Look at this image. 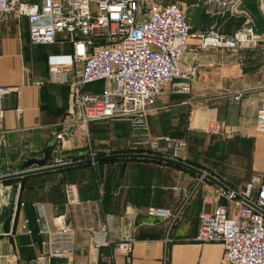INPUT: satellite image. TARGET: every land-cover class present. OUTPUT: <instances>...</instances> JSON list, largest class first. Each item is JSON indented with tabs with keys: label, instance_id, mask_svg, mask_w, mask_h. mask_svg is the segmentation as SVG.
<instances>
[{
	"label": "crops",
	"instance_id": "1",
	"mask_svg": "<svg viewBox=\"0 0 264 264\" xmlns=\"http://www.w3.org/2000/svg\"><path fill=\"white\" fill-rule=\"evenodd\" d=\"M225 2L226 5L220 0L206 4L192 26L233 34L238 30L227 28L225 21H220L221 15L244 14L245 24L256 29L258 47L204 49L198 40L191 39L183 59L184 66L198 67L191 93L171 94L166 90L151 108L149 122L153 135L188 140V164L229 188L240 190L254 175L264 172V136L256 129V112L264 100V0H256L261 21L250 13L245 0L235 8L234 0ZM68 50L70 46L32 45L26 17L12 13L0 23L1 82L13 88L3 99L0 175L18 171L29 157H42L53 142L51 161L68 155L70 162L85 160L90 151L149 153L143 149L135 152L131 147L132 130L127 122L74 123L73 101L67 86L33 84L46 78L50 52ZM96 85L101 83L90 85L87 90L100 92L102 89L98 91ZM238 94L241 99L235 100ZM60 133L63 139H58ZM246 147L251 152L249 169ZM165 163L121 161L110 165V169L97 162L89 164V168L73 167L18 179L22 187L14 231L0 236V241L7 237L6 240L18 242L21 249L15 253H30L33 259L45 253L48 236L39 220L41 204L54 229L56 217L71 226L86 219L98 226L108 215L113 216L110 245L96 247L89 230L77 227L74 254L56 258L52 264H225L222 242L196 239L201 215L220 204L230 205L224 189L195 170ZM68 184L77 186L81 201L89 202L91 211L77 214L69 207ZM9 185L4 182L0 189ZM150 206L181 210V214L172 222L149 215ZM127 239L133 242L130 253L118 249V243ZM3 248L0 243V258L5 255ZM9 248L10 245L8 251Z\"/></svg>",
	"mask_w": 264,
	"mask_h": 264
},
{
	"label": "built area",
	"instance_id": "2",
	"mask_svg": "<svg viewBox=\"0 0 264 264\" xmlns=\"http://www.w3.org/2000/svg\"><path fill=\"white\" fill-rule=\"evenodd\" d=\"M241 1L234 0L232 8ZM12 13L28 19L32 45L70 46L68 51L47 55L48 74L33 84L67 86L74 123L127 122L132 130L131 147L186 163L188 140L153 135L149 115L166 90L171 94L191 93L198 67L183 64L190 40H198L204 49L250 50L259 45L252 24H245L234 34L197 29L178 4L165 0H0V23ZM95 83H103L100 92L87 90ZM12 91L2 84L0 76V125L3 99ZM240 99L241 94L235 96V100ZM256 129L264 136V100L256 112ZM57 137L64 138L61 133ZM97 155L96 151L89 153L92 159ZM67 162L55 157L51 164ZM223 194L230 205L220 204L202 214L196 239L222 242L225 264H264V172L254 175L243 189L229 188ZM66 202L77 214L92 209L89 202L81 201L75 184L67 185ZM38 211L48 238L44 242L47 251L35 259V264H52L56 258L72 256L77 227L89 230L96 247L111 244L112 215L98 226L89 224L88 219L71 226L56 217L54 229L43 205H38ZM148 214L175 222L181 210L150 206ZM132 244L131 239L120 241L118 249L130 253Z\"/></svg>",
	"mask_w": 264,
	"mask_h": 264
},
{
	"label": "water",
	"instance_id": "3",
	"mask_svg": "<svg viewBox=\"0 0 264 264\" xmlns=\"http://www.w3.org/2000/svg\"><path fill=\"white\" fill-rule=\"evenodd\" d=\"M103 43L104 41H100ZM55 147V143H49L44 150V154L42 157H29L22 162V165L18 169V171L0 175V184L1 186L6 181L11 180H18L26 176L40 174L49 171H57L63 170L70 167L86 165L101 162L104 160H111V159H120V158H139V159H152V160H159L167 163H171L174 165H178L181 167H185L188 169H192L200 173L201 175L209 178L210 180L214 181L218 185H220L225 191L229 190V187L222 183L221 181L217 180L216 178L212 177L208 173L200 170L192 165L180 161L175 160L167 157H163L160 155L150 154V153H123V154H114L104 157H96L94 159H85V160H78V161H71L59 165H52V152ZM21 182L16 181L10 184L8 187L0 189V236L3 235H11L14 231L17 211L20 201V192H21ZM239 199H242L240 195H238ZM248 204L255 207L257 210H261L252 203L246 201ZM262 211V210H261Z\"/></svg>",
	"mask_w": 264,
	"mask_h": 264
},
{
	"label": "rangeland",
	"instance_id": "4",
	"mask_svg": "<svg viewBox=\"0 0 264 264\" xmlns=\"http://www.w3.org/2000/svg\"><path fill=\"white\" fill-rule=\"evenodd\" d=\"M174 3L178 4L186 13L187 18L189 19V21L191 22V24L193 25L195 23V20L197 19L201 9L208 3H212L214 0H172ZM220 2L223 4L224 0H220ZM218 4V3H217ZM224 5V4H223ZM222 7V6H221ZM98 88V91H100L102 89V85H96L95 89ZM124 127V126H122ZM126 128V127H124ZM136 150V149H135ZM130 152H134L130 151ZM135 152H139V150L137 149ZM115 153L109 151V152H102L101 154L98 153V155L96 157H104V156H109V155H114ZM95 157V158H96ZM63 160L70 162V158L71 156H66V157H62ZM87 159H91L90 157ZM123 162L126 163L127 161L130 162V160H122V159H115V160H104L101 161L100 163L102 165H108V168H110V165L119 163V162ZM119 165V164H118ZM237 168V167H236ZM111 169V168H110ZM241 180L242 178H234V180ZM229 181H232L233 178H228ZM1 239H4L0 241V243L4 245V248L2 249V254H5L2 256V258H0V264H33L35 262V259H33L34 257H30L29 255H27V253H22L19 252L15 253L16 249H21V246L19 245V243H15V242H11L9 240H6L7 237H3ZM17 244V246H16ZM8 245H10V250L8 251L7 247ZM20 251V250H19ZM15 254L17 257L14 258L12 257V255ZM57 264H66V261H58Z\"/></svg>",
	"mask_w": 264,
	"mask_h": 264
},
{
	"label": "trees",
	"instance_id": "5",
	"mask_svg": "<svg viewBox=\"0 0 264 264\" xmlns=\"http://www.w3.org/2000/svg\"><path fill=\"white\" fill-rule=\"evenodd\" d=\"M165 2H167V3H174L172 0H165ZM245 2H246V7L250 11V13L252 15L256 16L258 21H261V19H260V13H259V9H258L256 0H245ZM220 21L221 22L225 21L224 23L227 26V28H233L235 30H239V29L242 28V26L247 21V16L244 15V14H242L240 16H237L236 14L230 16L229 12H225L223 15H221ZM216 30H218V29H216ZM101 85H102V88H103V83H101ZM246 149H247V152H248V169H249V167L251 166V155H250L251 152H250V149L249 148L246 147ZM111 160H115V159H111ZM122 160H130L132 162H140V161H147L148 162V161H154V162L165 163V162L159 161V160L139 159V158H132V159L123 158ZM165 164H169V163H165ZM78 167H87V168H89L90 166H89V164H86V165H80V166H77V167H74V168H78ZM74 168L73 167H70V168H66L64 170H71V169H74ZM16 181L15 180L6 181V184H11V183L16 182ZM27 249L29 250V248H27ZM28 254L30 255V253H28ZM30 257L32 258L33 256L30 255Z\"/></svg>",
	"mask_w": 264,
	"mask_h": 264
}]
</instances>
